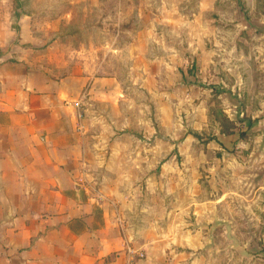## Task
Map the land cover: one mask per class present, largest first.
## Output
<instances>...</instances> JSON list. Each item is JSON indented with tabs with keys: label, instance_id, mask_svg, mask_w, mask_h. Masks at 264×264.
I'll return each instance as SVG.
<instances>
[{
	"label": "crops",
	"instance_id": "obj_1",
	"mask_svg": "<svg viewBox=\"0 0 264 264\" xmlns=\"http://www.w3.org/2000/svg\"><path fill=\"white\" fill-rule=\"evenodd\" d=\"M173 1L157 10L183 30L199 11ZM23 2L0 0V264H195L184 255L185 235H197L185 216L204 209L210 220L221 202L194 198L202 154L158 149L146 134L127 151L116 137L127 94L109 58L128 60L136 80L137 34L77 40L89 26L70 21L72 6Z\"/></svg>",
	"mask_w": 264,
	"mask_h": 264
},
{
	"label": "rangeland",
	"instance_id": "obj_2",
	"mask_svg": "<svg viewBox=\"0 0 264 264\" xmlns=\"http://www.w3.org/2000/svg\"><path fill=\"white\" fill-rule=\"evenodd\" d=\"M22 1L61 10L72 6L70 21L89 26L77 40L113 45L120 35L124 42L137 34L136 80L128 60L118 52L109 58L111 68L119 66L127 94L128 125L116 137L127 151H136L146 134L158 149L202 154L192 160L202 188L194 198L221 195V202L207 208L210 220L204 209L185 216V227L197 234L183 240L190 262L264 264V0H175L199 11L183 30L171 29L162 19L169 15L157 10L173 0ZM44 16L55 17L53 11ZM121 22L141 27L126 34Z\"/></svg>",
	"mask_w": 264,
	"mask_h": 264
},
{
	"label": "built area",
	"instance_id": "obj_3",
	"mask_svg": "<svg viewBox=\"0 0 264 264\" xmlns=\"http://www.w3.org/2000/svg\"><path fill=\"white\" fill-rule=\"evenodd\" d=\"M75 105H76L77 107H80L79 102H76ZM82 113H83V112L80 110L79 113H78V116L81 117V116H82ZM128 252H129L130 254L133 253V251H132L131 249H128ZM140 255H141V254H140ZM132 257H133V256H132ZM131 262H133V261H131ZM131 262H130L129 264H133V263H131Z\"/></svg>",
	"mask_w": 264,
	"mask_h": 264
},
{
	"label": "trees",
	"instance_id": "obj_4",
	"mask_svg": "<svg viewBox=\"0 0 264 264\" xmlns=\"http://www.w3.org/2000/svg\"><path fill=\"white\" fill-rule=\"evenodd\" d=\"M16 1V0H15ZM14 16L17 18L19 16V13H16L14 14Z\"/></svg>",
	"mask_w": 264,
	"mask_h": 264
}]
</instances>
